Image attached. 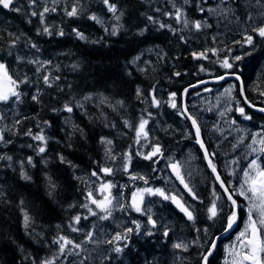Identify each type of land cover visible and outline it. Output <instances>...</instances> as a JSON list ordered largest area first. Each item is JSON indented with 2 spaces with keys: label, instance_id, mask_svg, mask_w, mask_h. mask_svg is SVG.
I'll return each instance as SVG.
<instances>
[{
  "label": "trees",
  "instance_id": "1",
  "mask_svg": "<svg viewBox=\"0 0 264 264\" xmlns=\"http://www.w3.org/2000/svg\"><path fill=\"white\" fill-rule=\"evenodd\" d=\"M110 2L117 6L116 15L122 13L119 22L103 0H79L78 4L77 0L55 3L36 0L34 8L29 6V0H15L14 6L21 8V12L0 7V62L9 67L14 78L27 75L31 81L19 87L23 93L21 103H15L13 98L9 104H0V116L4 117L0 120V135L4 137L0 154L12 157L11 162L0 160V264H41L43 260L54 259L58 245L53 240L58 235L82 244V248L72 249L79 251V256H61L55 264H202L200 257L209 247L208 242L225 229L231 204L223 201V216L207 222L205 203L220 190L216 177L204 163L193 126L178 109L183 110L185 101L188 113L200 125L207 153L227 183L232 178L228 162L231 167L232 163L228 159L244 156L249 145L258 148V141L253 144L252 137L264 128V115L245 104L248 101L254 107L264 108V95L260 94L264 92V38L252 30L264 25L261 15L264 7L257 0H228L227 4H221L220 0H189L188 4L184 0ZM173 3L184 9L189 20H206L211 27L199 32L191 27L183 28L165 15L174 11ZM74 4L81 8V13L68 17L65 9L70 10ZM45 6L57 9L45 14L46 25L53 32L51 36L37 35V29L43 26L38 15L31 16L32 11H42ZM225 7L232 10L227 19L219 13ZM208 8H216L217 12L210 14ZM93 14L101 19V24L89 19ZM148 16L179 31L173 34L168 28L159 29V24L149 21ZM117 23L121 25L117 34L110 35ZM61 29L63 36L57 34ZM74 29L86 39L76 38ZM141 30L143 35L139 34ZM9 33L19 37L15 48H9ZM245 34L253 37L252 45L237 43ZM181 36L185 38L183 41ZM30 41L39 51L30 46ZM207 49H216L217 54L208 51L206 59L193 58V52ZM17 56L25 61L39 59L51 64L38 76L34 65L17 62ZM236 56L241 59L235 61ZM226 58L233 63L231 69L221 66ZM48 73L58 77L50 88L42 79ZM227 73L240 77L243 95L239 80L231 88L214 82L190 90L203 80ZM138 87L141 96L135 91ZM37 89L39 102L32 100ZM172 93L176 94L178 109L170 107ZM85 96L91 99L85 100ZM153 98L158 105L152 103ZM68 102L73 104L71 113L63 111V105ZM237 107L244 108L251 119L245 120L236 111ZM142 118L148 121L146 139L137 138L135 132ZM16 120L21 123L15 124ZM125 121L129 126H125ZM28 129L33 134L43 129L48 138L45 153L37 154L40 143L25 135ZM101 138L111 140L112 144L101 143ZM155 146L161 148L162 154L145 160L143 155L152 152ZM107 149H111L114 160L106 155ZM125 153L131 157L128 172L123 170ZM61 155L75 167L61 163ZM28 157H32L34 166L27 164ZM21 161L31 177L28 181L21 179ZM172 164L178 166L183 184L170 168ZM101 167H110L113 173L105 175ZM93 171L100 179L92 176ZM130 174L143 176L148 183L132 180ZM236 176L237 171L233 179ZM102 182L115 185L111 189L116 197L114 204L130 205L132 193L137 189L160 188L169 197L188 202L185 206L195 219L188 221L171 199L145 194L144 204L151 208L149 214L157 221L156 229L147 224L146 215L130 207L124 211L117 207L109 219L100 220L101 213L94 205L89 207L98 212L96 216L90 215L82 205L88 203L89 190L102 198L95 191ZM24 212L32 218L27 230L23 224ZM77 215L81 217L78 224L73 223ZM134 220L141 224L140 234H129L128 246L123 252L115 253L113 245L123 247L124 242L108 241L126 228L135 229ZM70 225L79 231L72 232ZM146 229L154 235L146 236ZM165 229L169 231L168 237L163 236ZM175 243H186L189 247L187 251L177 250L172 247ZM217 256L211 257L209 264H217Z\"/></svg>",
  "mask_w": 264,
  "mask_h": 264
},
{
  "label": "snow or ice",
  "instance_id": "2",
  "mask_svg": "<svg viewBox=\"0 0 264 264\" xmlns=\"http://www.w3.org/2000/svg\"><path fill=\"white\" fill-rule=\"evenodd\" d=\"M55 3L56 0H53ZM79 0H77L78 4ZM189 0H184V4H188ZM221 4H227L228 0H220ZM257 3L261 4L262 7H264V0H257ZM77 4H74L70 10L65 9V15L68 17H77L81 13V8L77 6ZM103 4L107 7L108 11L114 15V18L117 22H119L121 15H116L118 9L117 6L114 3H111L110 0H103ZM15 0H0V7L3 9H7L9 11H15V12H21L22 9L15 7ZM36 0H29V6L35 7ZM57 9L55 7L49 8L47 6L43 7L42 11H32L31 16H39L40 18V24L43 26L42 28L37 29V35H53L52 30L49 26L46 25L45 22V14L51 12H55ZM173 12L165 13L166 16L170 18H174L177 22V24L182 25L183 28H189L191 27L195 31H201L204 28L211 27L207 23L206 20H189L184 12V9L182 7L176 6L175 3H173ZM157 11H159L157 9ZM199 11L203 12L204 8H199ZM207 11L210 14H215L217 12L216 8H208ZM232 10L230 8H220L219 13L227 19L228 14ZM261 15H264V12L261 13ZM89 19L95 21L98 24H101L102 21L99 17L96 15H90ZM147 19L151 21L154 24H159V29L168 28L170 31L173 32V34H177L179 31L178 29L173 28L171 25H166L164 23H160L157 20H155L154 17L148 16ZM248 19L251 20L252 16L251 14L248 16ZM30 22V21H29ZM121 27L119 23H117L116 26H114L109 33L110 35H116L118 28ZM254 32H256L261 38H264V25L254 27L252 29ZM75 32L76 38L80 40H85L86 37L84 34H82L79 31L73 30ZM106 32H108V29H105ZM144 30L140 31V35H143ZM58 35L63 36L65 35L64 31L61 29L58 33ZM9 36L11 37L9 42V48H15L16 44L19 40V37L15 36L12 33H9ZM185 38L181 36V40L183 41ZM30 46L37 51H39V48L35 43L29 42ZM237 43L252 45L253 44V37L251 35L245 34L243 36L242 41H237ZM208 51H211L213 55L217 54L216 49H207L204 52L196 53L193 52V58L194 59H206ZM12 53L9 52V55ZM250 54V53H249ZM136 59H139L137 57ZM241 59V56L234 57L235 61H239ZM17 62H26L28 64H32L36 68V73L39 76L42 71L51 64V61H41L39 59H27L25 61V58L17 56L16 57ZM222 67L231 69L233 67V63L230 62L227 58L223 60ZM73 68H76L77 65H72ZM203 71V69H201ZM176 75H179V73H176ZM42 79L44 84L47 87L53 86V80L58 79V77H52L51 73L42 75ZM220 79H223V77H220ZM236 79L239 80L240 77L236 76ZM31 83L29 77L25 75L23 78H14L13 75L10 74L9 67L5 64L0 62V104H9V102L14 99L15 103H21V97L23 93L19 90V87L21 84H29ZM207 91V89H206ZM228 92L229 90H225ZM243 88H241V94L243 95ZM39 93L40 90L37 89V94L32 96V100L39 102ZM230 94V93H229ZM261 95H264V92L260 93ZM140 89L137 88V96H140ZM175 93H172L170 95V107L178 109V105L175 100ZM85 100L91 99V96H85ZM103 102V99L102 101ZM248 103V101H245ZM117 103L122 104V102L118 101ZM152 103L154 105H158V101L153 98ZM82 107V105H79ZM249 107H253L251 103H249ZM260 112H264V108L257 109ZM54 111H58L57 109H54ZM63 111L71 113L73 111V104L72 102L65 103L63 105ZM182 115L185 116L186 119L191 120L193 128L196 130V142L200 144V147L202 149L205 148L203 142L200 139V128L197 124V120L190 114H188L186 111L182 109H178ZM236 111L245 119L250 120L251 117L245 113L244 108L237 107ZM27 118V117H25ZM4 119V117L0 116V120ZM20 120H16L15 124H20ZM47 124V121L44 122ZM148 121L146 119H141L138 126L135 129L136 137H144L147 138V132L145 131V126L147 125ZM235 123V121H233ZM125 126H129L128 122L125 121ZM25 135L31 136V138L35 141H38L40 143V146L36 149L37 154H43L46 151V144L48 138L43 134V129L39 134H33L31 129H28V131L25 133ZM4 141L3 135H0V142ZM253 144L257 143L256 136L252 137ZM10 143V141H9ZM101 143L111 145L112 141L107 140L105 138H101ZM259 144L261 147L259 149L253 148L252 150L264 152V138H261L259 140ZM29 147H33V145H29ZM251 148L252 145H249ZM161 148L159 146H155L152 150V152L148 154H144L143 158L145 160H151L153 156L161 155ZM106 155L111 156V158L114 160L115 156L112 155L111 149L106 150ZM209 154L207 153V150H205V157L208 158ZM0 160H7L9 162L12 161V157L9 155L0 154ZM131 157L128 156L127 153H125L124 156V163H123V170L125 172L129 171V164H130ZM61 163H68L71 167H75L74 165H71L70 161H66L65 157L62 155L60 156ZM27 164L33 165V159L32 157L27 158ZM21 172L20 176L21 179L28 181L31 179V177L27 174V172L24 170V162L21 161L20 164ZM173 171L176 173L177 178L180 179L181 183L183 184L184 181L182 177L180 176L178 166L176 164L171 165ZM209 167L212 169L213 173H216V166L209 160ZM155 171V169H153ZM101 172H103L105 175H111L113 173V169L110 167H101ZM250 173H255V175H251ZM92 176L97 177V179H100L96 171L92 172ZM244 185L241 186V188L238 190V194L240 196H243L246 200L249 202V208H248V218L245 222L244 229L239 233V235L236 238V242L225 248V262L224 264H264V168H261V166L257 163L255 159L250 161L248 165V170L244 171ZM130 179L136 180L141 179L144 180V183L147 184L148 181L143 176L137 177L130 174ZM216 180L220 181L221 188L224 189V192L228 195V200L231 202L232 205V211L231 214L227 217V226L224 229L225 231H228L233 227V225L237 221V212L235 211V208L237 207V202L233 199V194L229 192V188H227L223 181H221V178L219 175H216ZM50 187L54 189L55 185L51 183V180L49 179ZM115 187L114 184L111 182H102L98 189L95 191L99 193L100 197L97 198L92 190H89L86 195V201L88 203H85L82 205V207L86 208L88 213L92 216L98 215V212L101 213L99 215L100 220H107L112 216V212L114 209L118 207L119 210L124 211L126 210V207H130L132 211H135L136 213L140 215H146L147 216V224L151 226L152 229H156L158 227L157 221L153 219V216L149 213L151 212V208H146L144 204L145 200V194L149 196H155L158 195L162 197L164 200H169L176 204V206L180 209L181 212H183L184 216L187 218L188 221H194V215L193 212L185 206V204L181 203L175 196L169 197L165 194L163 190L160 188H151L146 187L143 189H137V191L132 193L131 203L130 205L126 206L124 204H114L113 201L116 199V197L113 196L111 189ZM185 188H188V186L185 184ZM189 193L193 195V199H196L197 197L192 193L191 189H189ZM215 195V193H214ZM23 203V201H21ZM89 204L94 205V210L92 207H89ZM208 219L213 220L217 217L218 211H217V205L215 201H213L212 205L208 208ZM87 219V217H84ZM81 217L79 215L75 216L73 218V223L78 224ZM32 223V218L29 216L27 212L23 213V224L24 228L27 230ZM133 224H135V229L133 228H126L123 233H116L111 240L108 241V243H113V241L121 242L123 241V247L118 246V244L113 245V250L115 253L119 254L123 252L124 247L128 246V240H129V234H132L135 232L137 235L141 232V224L137 221H133ZM59 227V225H57ZM71 227L72 232H78L79 229L76 227ZM205 232L207 233V229H205ZM144 234L148 237H151L154 235V232L151 230H145ZM92 236V233H87L88 240L90 241ZM163 236L168 237L169 231L165 229L163 231ZM53 243L58 245V255L54 257V259H46L41 261V264H55V260H58L61 256L66 257L67 255H76L79 256L80 252L76 251L73 252L72 249H81L82 244L74 242L72 239L68 238L64 235H58L56 239L53 240ZM209 247L205 250V253L201 254V261L202 264H209V257L213 254V251L217 247V242L215 239L208 242ZM68 246H71L70 248ZM174 249L177 250H184L187 251L189 245L186 243H175L172 245Z\"/></svg>",
  "mask_w": 264,
  "mask_h": 264
},
{
  "label": "water",
  "instance_id": "3",
  "mask_svg": "<svg viewBox=\"0 0 264 264\" xmlns=\"http://www.w3.org/2000/svg\"><path fill=\"white\" fill-rule=\"evenodd\" d=\"M236 76L237 75H225V76H223V79H214V80H207V81H204V82H202V83H200V84H197V85H195V86H191L190 87V89H192V88H194V87H198V86H202V85H210L211 83H214V82H217V83H219V82H222V81H228V80H237L236 79ZM239 82H240V84H241V88H243V85H242V82H241V80L239 79ZM243 94H244V92H243ZM245 103V102H244ZM248 107H249V103H245ZM185 107V106H184ZM250 109H252L253 111H255V112H258V113H260V114H262V115H264V112H260V111H258L257 109H259V107H249ZM184 111H186V109L184 108ZM187 112V111H186ZM188 113V112H187ZM190 121V124L192 125V122H191V120H189ZM194 131L196 132V130H195V128H194ZM196 144L199 146V148L201 149V151H202V154H203V156H204V159H205V162H206V164H207V167H208V169H210L211 171H212V169L209 167V157L208 158H206L205 157V148L204 149H202L201 147H200V144L199 143H197L196 142ZM212 173H213V171H212ZM214 174V173H213ZM216 175H218L217 173H215L214 174V176L216 177ZM216 182H217V184L219 185V187L221 188V186H220V181H217L216 180ZM223 191H224V189L223 188H221Z\"/></svg>",
  "mask_w": 264,
  "mask_h": 264
},
{
  "label": "rangeland",
  "instance_id": "4",
  "mask_svg": "<svg viewBox=\"0 0 264 264\" xmlns=\"http://www.w3.org/2000/svg\"><path fill=\"white\" fill-rule=\"evenodd\" d=\"M232 84L233 83H230V81H224L223 82V85L224 86H227V87H229V88H231L232 87ZM229 88H227V89H229ZM257 138V140H258V137H256ZM254 147L252 146L251 148L249 147L248 148V150H247V152L245 153V155L247 156H249V155H252V154H254V151L252 150ZM245 170H248V165H247V167L245 168ZM244 170V171H245ZM251 175H255V173H250ZM241 180L244 182L245 181V177H244V172L241 174ZM247 207L249 208V202L247 201Z\"/></svg>",
  "mask_w": 264,
  "mask_h": 264
},
{
  "label": "bare ground",
  "instance_id": "5",
  "mask_svg": "<svg viewBox=\"0 0 264 264\" xmlns=\"http://www.w3.org/2000/svg\"><path fill=\"white\" fill-rule=\"evenodd\" d=\"M230 36H231V35H230ZM226 37H227V36H226ZM233 37H234V36H233ZM243 71H244V70H243ZM176 72H177V71H176ZM220 74H221V73H220ZM213 76H214V75H213ZM220 76H221V75H220ZM139 87H140V86H139ZM139 87H138V88H139ZM140 89H141V87H140ZM258 89H259V88H258ZM133 90H134V88H133ZM135 91H136V93H137V89H136ZM140 91H142V90H140ZM195 91H197V90H195ZM193 92H194V90H193ZM135 96H136V94H135ZM135 96H134V97H135ZM140 96H141V95H140ZM134 97H133V98H134ZM137 98H138V97H137ZM137 98H136V99H137ZM136 99H135V100H136ZM144 99H145V98H144ZM141 100H143V98H142ZM261 100H262V99H261ZM143 105H144V104H143ZM137 106H138V105H137ZM141 106H142V105H141ZM147 106H148V105H147ZM138 107H139V106H138ZM143 107H144V106H143ZM143 107H141V108H143ZM131 119H132V118H131ZM221 133H222V132H221ZM217 140H218V138H217ZM233 150H234V149H233ZM228 151H230V150H228ZM235 151H236V150H235ZM235 151H234V152H235ZM230 152H232V151H230ZM237 153H238V152H237ZM233 154H234V153H233ZM184 157H185V156H184ZM212 160H213V159H212ZM187 163H188V162H187ZM196 176H197V175H196ZM179 221H180V220H179ZM183 221H185V220L183 219ZM181 223H182V222H181ZM183 223H184V222H183ZM183 223H182V224H183ZM185 223H186V222H185ZM184 225H185V224H184ZM186 225H187V224H186ZM187 226H188V225H187ZM215 227L217 228V226H215ZM216 228H215V229H216ZM216 231H218V230H216ZM115 242H116V241H115ZM115 244H116V243H115ZM111 245H113V244H111ZM213 258H214V257H213ZM209 261H210V260H209ZM81 263H82V262H81ZM159 263H161V262H159ZM82 264H83V263H82ZM161 264H163V263H161Z\"/></svg>",
  "mask_w": 264,
  "mask_h": 264
}]
</instances>
